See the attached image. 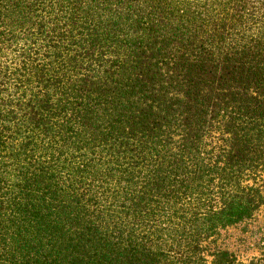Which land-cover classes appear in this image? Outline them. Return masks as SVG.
I'll return each mask as SVG.
<instances>
[{
  "label": "trees",
  "instance_id": "obj_1",
  "mask_svg": "<svg viewBox=\"0 0 264 264\" xmlns=\"http://www.w3.org/2000/svg\"><path fill=\"white\" fill-rule=\"evenodd\" d=\"M264 0H0V264H264Z\"/></svg>",
  "mask_w": 264,
  "mask_h": 264
},
{
  "label": "rangeland",
  "instance_id": "obj_2",
  "mask_svg": "<svg viewBox=\"0 0 264 264\" xmlns=\"http://www.w3.org/2000/svg\"><path fill=\"white\" fill-rule=\"evenodd\" d=\"M220 244L237 253L242 259L264 251V207L249 222L230 226L223 231Z\"/></svg>",
  "mask_w": 264,
  "mask_h": 264
}]
</instances>
